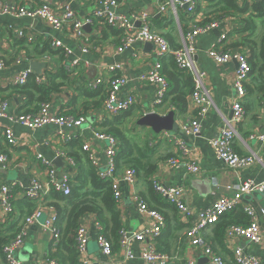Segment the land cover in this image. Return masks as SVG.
<instances>
[{
  "label": "crops",
  "instance_id": "0c3cea01",
  "mask_svg": "<svg viewBox=\"0 0 264 264\" xmlns=\"http://www.w3.org/2000/svg\"><path fill=\"white\" fill-rule=\"evenodd\" d=\"M6 1L24 3L31 0ZM34 1L47 2L56 8L70 6L80 18L88 16L92 8V0ZM116 1L120 2L121 13L127 16L146 15L151 31L163 36L174 50L183 47L184 36L188 30L216 23V27L210 32L197 37L196 51L193 55L196 69L204 73L203 90L212 103L211 109L206 117L199 118L200 135L185 137L181 134V127L198 117L197 108L189 98L190 94L186 96V110L180 112L171 104L174 94L165 98L172 87L170 83L163 101L158 103V86L139 79L141 75L149 72L157 61L155 48L152 45L135 43L129 49L117 54L116 50L120 45L118 32L103 23H98L88 27L87 31L84 29L89 36L88 51L84 54L81 52L79 41L72 34L55 31L43 22L0 16V61L5 64V68L0 71V102L8 101L10 109L16 112L35 110L37 107L35 102L27 106L29 99L13 91L12 87L15 86L11 84V79L21 71L30 69L32 62L44 63L47 68L42 70V73L47 69L52 70L57 85L48 102L52 111L60 116L86 119L77 130V135L71 140H80L75 147L67 146L71 141L62 142L61 135L56 133L55 127L29 131L18 125H11L16 143L14 146H8L3 133L4 127L9 124L5 120H0V148L7 155L8 160L7 168L0 169V185L20 184L24 187V190L14 189L12 192V214L5 215L0 211V219L15 224L14 231L11 230L10 234H16L21 229L24 219L28 217L25 210L19 209L18 205L32 204L25 196L31 179H37L46 192L41 202L33 203L36 206L33 212L40 209L44 214L37 222L24 227L23 244L17 252V259L21 264H40L47 256L55 257L60 240L55 241L50 232L42 228L46 219H56L57 211L51 205V203L55 204L56 200L48 198L52 196L50 194L52 188L48 187V169L38 156L53 163L59 182L66 177L67 181L73 179L74 184L79 185L75 178L78 176L79 167L71 158V154H78L83 160L78 158L77 161L83 163L85 156L81 146L83 150L84 145H89L91 151H84L89 161L93 153L95 160L101 166L100 170L105 166V146L93 138V131L105 134L116 130L118 134H124L134 147L133 154L136 155L135 150L139 147L148 158L144 163L153 166L149 175L142 172L136 175L135 183L129 185L124 181L129 166L120 161L116 178L119 181L122 197L116 203V210L121 229L129 233L141 232L154 224L153 220L139 211V202L164 217L165 227L156 240V247L161 254L168 257L167 264H186L188 260H194L197 264H210V262L199 249L192 248L190 244L187 231L191 220L182 219L174 206L162 200L154 192L152 188L154 180L164 185L183 188L187 203L194 212L205 209L219 198L233 200L237 194L236 188L242 182L264 181V144L259 140V137L264 135V115L261 105L264 73L254 72L246 84V96L242 103L245 117L236 126L237 137L233 146L236 153L254 154L257 161L249 168L233 171L214 156L209 141L217 137L220 130L226 126V122L232 118L236 63L231 61L219 65L208 55L212 49L218 52H244L247 56L251 47L259 51L264 38V17H258V12L254 11L252 6L264 0H235L234 3L239 10L245 6L244 12L221 10V2L225 0H194L193 14L188 13L187 6L185 8L181 5L182 0ZM166 3H170V6L161 12L160 7ZM250 18L252 20L247 22ZM135 25L139 27L140 22ZM45 41H61L63 48H52L54 52L52 51L51 54L39 55V50H35V47L37 43ZM75 60L78 61L76 66L72 64ZM163 60L164 58L162 66L169 78L184 82L183 76L174 73L171 61L168 59L163 62ZM114 64H119L121 72L118 75L123 76L127 81L119 96L121 98L133 96L135 99V105L131 109L117 116L108 114L103 107L106 97L105 85L115 75V73L110 74L108 68ZM62 67L69 73L65 80L62 79ZM32 74L36 75L33 71ZM164 77L168 81L166 76ZM97 78H102L105 85L96 89L90 88ZM170 111L176 114L178 132L175 134L162 132L156 135L150 128L137 124L148 113L165 116ZM180 143L184 144L188 154H183ZM55 159H61V167L54 164ZM170 159L181 161V165L177 168L172 167L169 163ZM70 160L73 165L70 164ZM188 162H195L199 166L200 173L189 174L185 166ZM61 194L64 196L63 193ZM240 202V206L235 211L224 214L220 221L208 227L203 232V237L226 264H233L235 248H240L246 256L254 257L264 264V195L252 193L241 197ZM58 206L62 208L64 204L59 202ZM246 206H251L258 215L262 232V240L258 244L240 239H228L225 237V229L223 232L221 230L227 224L247 225L248 219L243 211V207ZM43 217L45 220L42 222ZM78 224L84 227L88 235L86 259L91 261V264H142L139 256L143 245L139 243L132 244L134 259H127L119 244L113 240V255L110 258L101 255L97 238L99 235L104 236V228L99 224L95 214L83 215L78 220ZM0 264H7L1 255Z\"/></svg>",
  "mask_w": 264,
  "mask_h": 264
},
{
  "label": "built area",
  "instance_id": "2783aa9c",
  "mask_svg": "<svg viewBox=\"0 0 264 264\" xmlns=\"http://www.w3.org/2000/svg\"><path fill=\"white\" fill-rule=\"evenodd\" d=\"M120 2L116 0H92V8L88 16L78 17L70 6L54 7L47 2H35L34 0L20 3L19 1L8 2L0 0V16H8L20 20L39 21L47 24L53 30L65 32L74 35L79 41L81 52L86 54L89 45V36L84 32L85 27H92L94 24L103 23L105 26L116 30L119 34L120 45L116 53L120 54L132 47L135 43L150 44L155 48L156 63L149 72L143 74L139 79L143 82L156 84L159 88L158 103L163 101L165 93L168 91V82L162 75V59L172 57L177 70L185 72L191 76L194 84V90L189 95L191 102L196 106L198 117L191 120L188 124L181 127V134L185 137H197L201 133L200 119L208 115L212 103L204 93L202 78L204 73L196 69L193 55L195 53V43L197 37L210 32L216 27L213 22L205 27H193L188 30L184 36V45L178 50H172L168 42L163 36L151 31L146 15L127 16L120 11ZM181 5L187 6L189 14L195 11L194 0H182ZM170 3H166L160 7V11L164 12ZM140 22V26L136 27L135 23ZM21 35V34H20ZM54 49L63 48L61 41L50 42ZM209 57L214 63L222 65L234 61L236 63L235 76L233 80L234 100L232 102V118L226 122V126L220 130L217 137L210 139L209 145L214 156L228 169L233 171L242 170L253 166L257 157L252 155H240L234 150V140L237 137L236 126L241 123L245 117V110L242 106L243 99L246 96V84L251 77V68L248 64V58L242 52H218L212 49L208 52ZM74 66L78 61H73ZM5 68L3 61H0V71ZM48 70V69H47ZM52 72V70H48ZM110 74L114 77L105 85L102 78H97L90 85V88L96 89L100 86H106V97L104 100V110L112 115H120L135 105L133 96L121 98L119 96L121 90L126 86V79L118 75L121 72L119 64H114L108 68ZM32 71L25 69L21 73L15 75L11 79L14 86H23L27 83ZM49 78L43 72L36 77L37 84L48 83ZM262 111L264 115V98L262 100ZM0 120H5L9 125L4 127L3 137L8 146H14L16 140L11 131V125H18L25 130L37 131L46 127H55L56 133L61 135L62 142H70L76 135L77 130L85 123L84 117L73 118L71 116H60L52 111L49 103H43L39 106L36 113L17 114L16 111L10 109L8 101L0 102ZM93 138L105 146V166L100 170L101 166L95 160L94 155H90V160L95 168L99 169V177L111 182V189L115 203L121 200V191L119 181L116 178L117 166L116 157L119 153V141L111 136L96 131L92 132ZM264 144V135L259 137ZM183 154H188V150L183 143L180 145ZM83 151H91L89 145L83 146ZM42 163L48 169V187L56 191H60L64 196H69L70 188L67 184V178L64 177L61 182L58 181L53 163L38 156ZM7 155L0 148V169L7 168ZM169 163L172 167L177 168L181 165V161L170 159ZM70 164L73 162L70 160ZM187 172L192 175L200 173L199 166L195 162L185 163ZM136 173L128 170L125 174L124 181L132 185L135 183ZM154 192L164 201L174 206L181 218L191 220L190 227L187 231V237L190 240L192 248L199 249L203 255L209 260L210 264H226L211 248L210 244L203 237V232L211 225L216 224L221 216L235 211L240 206L241 197L252 193L264 194V181L256 183L252 180L242 182L237 189L236 197L233 200L219 198L211 203L205 209L194 212L188 205L183 188L178 186L164 185L160 181L152 182ZM14 189L24 190L20 184L0 185V211L9 215L13 212L12 192ZM46 192L42 184L35 178L31 179L30 187L25 192L26 198L35 203L42 201ZM139 211L153 220L154 224L145 228L141 232H126L121 229L119 231V247L124 251L127 259H134L132 250L133 243L143 245L139 259L142 264H167L168 257L161 254L156 247V240L160 237L165 227L164 217L153 210H150L144 203L139 202ZM243 211L248 219L247 225H230L225 229V237L228 239L245 240L251 244H258L262 240V232L258 223V215L251 206L243 207ZM44 213L38 209L31 215L26 217L22 223L21 229L15 236L9 239L2 248V254L7 264H21L17 259V252L23 244V231L27 225L37 222ZM55 219H46L42 224V228L50 232L52 238L58 241L60 234L55 226ZM0 224L9 225L4 219H0ZM75 242L80 264H91L87 258L88 235L84 227L79 226L75 232ZM97 244L100 253L104 258H110L113 255L111 243L103 236L99 235ZM233 264H261L254 257L246 256L240 248L233 250ZM40 264H59L55 259L48 256ZM186 264H197L194 260H188Z\"/></svg>",
  "mask_w": 264,
  "mask_h": 264
},
{
  "label": "trees",
  "instance_id": "16d2710c",
  "mask_svg": "<svg viewBox=\"0 0 264 264\" xmlns=\"http://www.w3.org/2000/svg\"><path fill=\"white\" fill-rule=\"evenodd\" d=\"M235 0H225L222 3V7L220 8L223 11H239L244 12L246 10L245 6L243 9H238L237 5L234 3ZM254 11L258 12V17H264V2L259 4H255L252 6ZM252 20L250 18L247 22ZM245 26V25H244ZM187 32V31H186ZM24 43V42H23ZM19 43V44H23ZM255 43L253 46L255 47ZM39 52V55H46L45 53L51 54L53 49L51 47L50 41H45L44 43H37L35 50ZM249 56L248 64L251 68V76L254 72L259 74L264 73V38L261 43V47L259 51L256 48H249ZM174 50V49H172ZM177 50V49H176ZM54 52V51H53ZM58 53V52H57ZM244 53V52H242ZM171 61V65L174 67V73L179 76L184 77V82H180L175 78H169V76L165 73L164 66H162V73L168 79L169 83L172 85L170 91L166 95L167 96L174 94L175 96L172 98V105L176 107L180 112H184L186 110V96L191 94L194 90V84L192 82L191 76L186 74L185 72L177 70L175 63L172 57H165V60ZM162 63V61H161ZM164 69V70H163ZM61 71L63 72L62 79L65 80L67 75V71L62 67ZM45 74L48 76L49 81L46 84H37L36 75L31 74L27 83L23 86H15L12 87L14 92H18L21 95L26 96L29 101L27 102V106L32 104V102L36 103V109H32L24 112H17V114H28V113H36L39 109V106L43 103L50 102V96L54 92L55 86H57L54 82L55 75L48 70L45 71ZM163 76V77H164ZM165 78V77H164ZM95 93H100V91H94ZM264 98V93L262 100ZM3 101V100H2ZM103 102V101H102ZM122 115V114H121ZM102 131V130H101ZM103 132V131H102ZM105 133V132H103ZM106 135H112L119 141V153L116 157V166L117 170L120 168V161L122 160L130 170H133L136 175L141 174L142 172L145 175H149L153 166H149L148 163H144V161L148 160L146 155L139 147L136 148L135 153L133 154V145L129 142V139L124 134H118L116 130H111L110 132H106ZM77 140V141H75ZM67 144V146H76V143L80 140L75 139ZM83 152L85 158L83 163H79L77 161L78 158H81L78 154H71V158L74 160L76 166L78 164V176L75 178L79 185L74 184L73 179H69L67 184L70 188L69 196H62L61 193L56 192V190L52 189L50 194L52 196L48 197L50 199L56 200V205L52 204L56 211V228L58 233L60 234V240L58 244V249L54 254L55 257H51L55 259L59 264H80L76 242H75V232L79 228L78 220L87 213H93L96 215L97 220L100 225L104 228V237L111 243L113 249V241L118 243L119 240V231L121 230L119 215L116 210V203L113 198V193L111 189V182L108 180L101 179L99 177V169L95 168L91 161L88 160L87 154L82 150V146L80 147ZM69 156V155H68ZM82 159V158H81ZM83 160V159H82ZM77 161V162H76ZM74 178V179H75ZM47 200V198H46ZM29 201V200H28ZM62 202L64 206L61 208L58 206V203ZM20 204L19 209L25 210L26 214L29 216L32 214L33 210L36 206L33 204L34 202ZM223 218V217H222ZM220 221V220H219ZM13 223L9 225L0 224V255L3 258L2 248L6 244V242L13 238L15 234H10L11 230L14 231ZM233 224H227L224 228L222 227V232L228 226ZM18 232V231H17ZM16 232V233H17ZM113 240V241H112ZM116 243V244H117ZM159 251V250H158ZM161 252V251H159ZM4 259V258H3ZM5 261V260H4Z\"/></svg>",
  "mask_w": 264,
  "mask_h": 264
},
{
  "label": "water",
  "instance_id": "95a60500",
  "mask_svg": "<svg viewBox=\"0 0 264 264\" xmlns=\"http://www.w3.org/2000/svg\"><path fill=\"white\" fill-rule=\"evenodd\" d=\"M186 8V6H185ZM86 31L89 29L88 27L84 28ZM46 64L32 62L30 63V69L38 76L42 74V70H45ZM176 114L174 111H170L165 116H160L156 113H148L143 116L137 124L141 127H148L152 130V132L156 135L167 132L170 134H175L178 132V124L175 120ZM54 164L57 167L62 166L61 159H55ZM264 195V194H263Z\"/></svg>",
  "mask_w": 264,
  "mask_h": 264
},
{
  "label": "rangeland",
  "instance_id": "374dc122",
  "mask_svg": "<svg viewBox=\"0 0 264 264\" xmlns=\"http://www.w3.org/2000/svg\"><path fill=\"white\" fill-rule=\"evenodd\" d=\"M45 220V217H43L42 219H41V221L43 222Z\"/></svg>",
  "mask_w": 264,
  "mask_h": 264
}]
</instances>
